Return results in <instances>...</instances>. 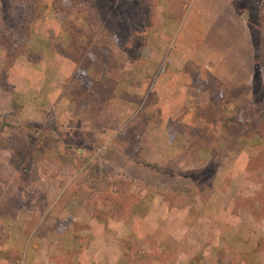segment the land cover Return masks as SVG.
Masks as SVG:
<instances>
[{
	"label": "rangeland",
	"instance_id": "obj_1",
	"mask_svg": "<svg viewBox=\"0 0 264 264\" xmlns=\"http://www.w3.org/2000/svg\"><path fill=\"white\" fill-rule=\"evenodd\" d=\"M25 1L0 0L1 36L16 49V8L40 9L26 40L31 55L7 73L12 46L0 48V264H90L98 247L107 264H264V0ZM89 5L99 14L90 27L77 15ZM248 5L253 35L245 28L244 42L233 10ZM176 13L182 22L169 17ZM69 25L86 33L78 63L66 57ZM234 70L245 79L238 91L228 83ZM201 80L213 96L202 94L197 108L191 89ZM160 109H178L175 122L205 130L197 142L195 130L190 141H174L181 162L168 136L155 137L171 152L165 165L153 161L151 140L145 146L147 124L170 120ZM187 154L200 161L188 163ZM120 181L132 183L134 202L144 198L140 214L151 201L164 207L154 220L166 243L142 225L123 233L112 226L129 211L113 217L105 200ZM105 213L108 221L93 228Z\"/></svg>",
	"mask_w": 264,
	"mask_h": 264
},
{
	"label": "crops",
	"instance_id": "obj_2",
	"mask_svg": "<svg viewBox=\"0 0 264 264\" xmlns=\"http://www.w3.org/2000/svg\"><path fill=\"white\" fill-rule=\"evenodd\" d=\"M234 1H237V0H234ZM247 6V5H246ZM249 6H251V5H248V7H247V9L249 10L248 12H241L240 10H238V9H234L233 10V16L234 17H238L237 18V20H238V23L240 24V25H237L236 26V33L238 34V32L239 33H242V35H245V39H244V42L246 41V31L244 30L245 28L246 29H248L250 32H251V34L253 35V29H252V26L254 25V23H252L250 20H249V13L250 12H252V14H254V11L253 10H251V9H249ZM238 7H240V5L238 6ZM234 8H235V6H234ZM257 12H258V14L260 13V17L263 19V21L261 20V24H262V26H264V6L263 7H260V6H257ZM239 18H243V19H245V18H247V19H245L246 21H244L247 25H243V23H240L241 22V20L239 19ZM251 18H252V16H251ZM239 20H240V22H239ZM247 21H248V23H247ZM244 28H243V27ZM249 26L251 27L250 29H249ZM252 29V30H251ZM241 37V36H240ZM239 37V38H240ZM254 37L252 36V39H253ZM242 40H243V38H241V39H239V41L237 42V43H239V44H242ZM254 41V40H253ZM235 43H236V41H235ZM228 77V83H229V85L230 84H235V85H233V86H231L233 89H236L237 91H238V89L240 88V85H241V83H244L245 82V79L244 78H242V76L241 75H239V74H235V70H234V73H233V75H232V77H230V76H227ZM201 81H203V82H200V83H198V82H196V86H192L193 88L191 89V90H196V91H198V93L200 94H197L196 92H195V97H196V100H197V108L198 107H200V106H204V99H200L199 97L202 95V94H208L209 95V97L210 96H213V95H211L209 92L210 91H205V89L203 88V85L201 84V83H203L204 84V80H201ZM221 81V80H220ZM244 81V82H243ZM251 82V81H250ZM201 86H202V88H201ZM235 90V91H236ZM236 91V92H237ZM187 99V97H185V100ZM199 100V101H198ZM185 102H187V101H185ZM188 102H189V100H188ZM160 110H162V113L161 114H164L165 116H170L169 117V121L168 122H166V121H163L165 118L164 117H161V118H163V120L160 122V123H156L157 125L156 126H154L153 125V123H152V129H151V126H150V124L148 125L147 124V126L145 127V130H144V133H143V138H144V141H145V146L147 147V145L149 144V141L151 140V143H152V146H153V148L154 149H156L157 150V153L154 155V159H153V161H157V162H159V163H161V164H163V165H165V163H169V162H171V161H173L172 160V158H170V156H172L171 155V152H172V154L173 155H175L177 158V160L178 161H182L183 159H182V153L181 152H179V151H177L178 150V148L177 147H174V146H177V143L175 142L174 143V141L176 140V139H178V137L181 135V133H180V131H179V127L180 128H182L183 126H187V127H189L190 129H195V131L197 132L196 133V142H197V140H199V139H201V138H198L199 136H198V134H200V132L202 131V133L204 134V132H205V130H203L202 129V127H200L199 125L197 126V127H195V125L193 126V125H191L190 123H188V121H186L184 118H180V119H176V122L173 120V117L172 116H174V115H176V114H178L177 113V110L178 109H160ZM191 109H187V111L189 112ZM168 113V114H167ZM181 113V112H180ZM197 113V112H196ZM185 114H187V112H185ZM165 127H170L171 129H173V131L174 132H177L176 134H173L172 132H171V129H170V131L168 132L167 131V129H165ZM174 128H175V130H174ZM152 130V131H151ZM168 136L169 137V141H170V144H171V147H170V149H171V152H169V153H166L165 151H164V149L161 147V145L162 144H165L163 141H161V142H159V140H156V138L155 137H157V136ZM190 135H191V133H190ZM189 135V136H190ZM183 137H185V136H183ZM186 138V137H185ZM187 140L188 141H190V139H188L187 138ZM177 141V140H176ZM201 143H204L203 141L201 142ZM174 144V145H173ZM191 144H192V142H191ZM190 144V145H191ZM199 144H200V142H199ZM201 145V144H200ZM212 145V143H208L207 144V146H203V145H201V146H203V147H206L207 149H208V146H211ZM206 148H203L202 149V152L206 149ZM196 150V149H195ZM209 150V149H208ZM197 153H199L200 154V152H201V149L199 148V146L197 147ZM177 153V154H176ZM184 154V153H183ZM192 155V154H191ZM191 155H188L187 154V157H189V156H191ZM159 156V157H158ZM163 156H164V159H163ZM174 156V157H175ZM162 157V158H161ZM165 162H163V161ZM195 160H198V161H200L199 160V157H197V156H195L194 157V155L193 156H191L190 158H187V162L188 163H193V162H195ZM161 166V167H164L165 168V166ZM201 166V165H200ZM180 167L182 168V169H184L185 168V166H183V165H181L180 164ZM202 167V166H201ZM177 168H178V166H177ZM171 169H174V167L173 168H171ZM178 170V169H177ZM139 200V201H138ZM137 201L138 202H134L131 206H130V208H129V211H128V214H127V216L125 217V219H120V220H118V221H116V220H113V221H110V223H112L113 225L112 226H115V228L117 229V231H118V233H120V232H122V231H125L126 230V228L127 227H130V229H134L135 227L137 228V226H141L142 225V228H144V230H147L148 232H149V234H148V236L151 238V239H154L156 242H163V240H164V242L166 243L167 241L164 239V236L163 235H161V230H160V228H159V225H160V222H159V220H157V218H156V220H154V218L155 217H157L158 215H159V211L160 212H162V210H163V208L164 207H159V204L158 203H156V201L155 202H153V201H151V206L148 208V213L146 212V215L145 214H140V211H139V207L143 204V203H145L144 202V198H142V197H139V199H138ZM140 200H143V201H140ZM139 211V212H138ZM164 212H165V209L163 210ZM139 213V214H138ZM157 213V214H156ZM155 216V217H154ZM184 216V215H183ZM96 219V218H95ZM106 221H108V220H106ZM106 221H104V222H106ZM92 224V223H91ZM107 225V223H104V227H106V231H108V226H106ZM92 226H93V228L94 227H99L100 229L102 228V221H100V220H97L96 219V221L94 220V223L92 224ZM155 226H157V227H155ZM105 231V232H106ZM137 232V231H136ZM123 233V232H122ZM146 234V233H145ZM125 236H127V235H125ZM100 237V236H99ZM149 238V239H150ZM93 241L94 242H96V240L95 239H93ZM162 245V244H161ZM164 246V245H163ZM92 247V246H91ZM90 247V249H92ZM104 247H106V246H104ZM94 248H97V247H94ZM98 248H100V250H99V252H97V251H95L96 253H98L97 254V256H96V258L98 259V260H96L95 262L94 261H92L91 260V263L90 264H99V261L100 260H102V262L103 261H105V263L107 264V262H106V260H105V255H103V250H102V248L101 247H98ZM97 248V249H98ZM89 249V250H90ZM88 253H90L91 254V256H92V258L93 257H95V254L94 253H91V252H88ZM120 253H121V251H120ZM115 256V255H114ZM124 256H125V254L123 253V255H121L120 254V256L118 255V254H116V258L117 257H120V259H123L124 258ZM85 264H88V263H85Z\"/></svg>",
	"mask_w": 264,
	"mask_h": 264
},
{
	"label": "trees",
	"instance_id": "obj_3",
	"mask_svg": "<svg viewBox=\"0 0 264 264\" xmlns=\"http://www.w3.org/2000/svg\"><path fill=\"white\" fill-rule=\"evenodd\" d=\"M5 3H22V4H27V2L25 0H4ZM58 1V0H56ZM82 5V3L80 2V6ZM175 5V4H172V6ZM88 10L91 11L90 13L87 12V15H83L82 12H79L77 13L78 15V18L81 19V21L85 22L87 25L85 26H93L94 22L99 18V14H98V11H97V8L96 6H92V5H89L88 6ZM16 9H18V13L16 14L17 18L18 19H22V23L20 24V27L19 29L17 30V28L14 26V23L16 24V21H15V18L12 17L9 12L7 11L6 12V15H7V18L11 19L12 20V23L9 25L10 28H16V31H13V32H16L17 34H20L18 36V39L21 37V43H20V47L19 49H16V47H13L14 46V43L12 41H9L10 40L9 38H4L3 36H1V32H0V48L5 46L4 43L8 42L7 44H9L12 49V52L10 54V59H11V62H9V66H5L4 68V71H6L7 73H9L10 69L12 68L10 66V64L12 63L14 65L15 61L17 60L18 56H22V55H31L33 53V48H31V46L29 45V43H27V39L29 38V33H31V25L35 19V16L40 12V9H38V11L35 9V10H32V8L29 7V12H26V8L24 10V8L22 6L20 7H17ZM87 10V11H88ZM42 11V9H41ZM180 12L181 11V8H180ZM4 11L2 10V13H1V16L3 18L4 16ZM177 15H170L169 17L171 19H174V20H178V21H183V16L182 14H179V13H176ZM14 18V19H13ZM0 23H1V17H0ZM73 27L72 26H67V29L70 31L69 32V36H70V46L66 48V57L69 58L70 60L78 63L80 57L83 55V53H85L86 49H87V46L86 43H81L79 40L81 37L83 36H86L84 33V28L83 27H80V28H76L75 30L72 29ZM21 31V33H20ZM88 35V34H87ZM23 36H24V39H23ZM89 36V35H88ZM90 37V36H89ZM4 72V74L2 75V78L3 79H7L8 78V74ZM213 79V78H212ZM110 80L109 79H106L104 81V83L102 82V86H101V91L102 92H105L108 90V87H105V85H108ZM203 82V81H201ZM221 81L219 79H216L214 78L213 79V82L212 84H218L220 83ZM199 83V82H198ZM104 84V85H103ZM203 88L205 89V91H211L212 90V84H207L206 82L203 84ZM202 88V86H201ZM84 92V91H83ZM107 93V92H106ZM112 93L110 91L109 93V96H111ZM241 124V123H239ZM195 130L194 128L193 129H190L189 127H185L183 126L182 128L179 127V131L181 133V135L185 136L186 138H189V135L190 133ZM133 150V147L131 146L129 148V152H132ZM115 186H118L117 187V191H116V195L115 196H112L110 197L109 199L105 198L106 201H109L110 203V207L109 209L112 211V215L111 216H122V214L125 212V210L134 203V200L136 199V196L133 195V193H131V187H132V183L130 181L128 182H116L115 183ZM102 197H105V195H101ZM96 208V207H95ZM110 211V212H111ZM95 212L96 209H95ZM98 213V212H97ZM96 214V213H95ZM99 214V213H98ZM95 215V218L97 220H100V221H106L108 219V216L109 214L105 213L104 215ZM16 259H18V254L17 253H14V255H12L10 257V260L11 262H15Z\"/></svg>",
	"mask_w": 264,
	"mask_h": 264
}]
</instances>
